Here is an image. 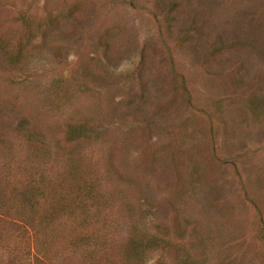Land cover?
<instances>
[{
	"label": "rangeland",
	"instance_id": "rangeland-1",
	"mask_svg": "<svg viewBox=\"0 0 264 264\" xmlns=\"http://www.w3.org/2000/svg\"><path fill=\"white\" fill-rule=\"evenodd\" d=\"M0 140L4 189L39 173L66 207L45 228L12 202L35 230L0 215V264H131L129 239L167 233L263 264L264 0H0Z\"/></svg>",
	"mask_w": 264,
	"mask_h": 264
},
{
	"label": "trees",
	"instance_id": "trees-1",
	"mask_svg": "<svg viewBox=\"0 0 264 264\" xmlns=\"http://www.w3.org/2000/svg\"><path fill=\"white\" fill-rule=\"evenodd\" d=\"M24 22L26 24V21ZM23 121H25V119ZM25 124H26V121L20 123L19 124L20 129H25L26 128ZM30 137L31 135H29V138L27 139L28 143L31 145L33 149H35L36 151L40 153V155L37 156L35 160L31 161L32 164H36L37 159H41L42 164L47 163L46 161L50 157L51 150L49 149V147L44 146L41 140L37 141L36 139H30ZM82 137H83V134L77 131L75 125L71 124L67 130V141L68 142L79 141L82 139ZM13 143L14 141L0 140L1 147H3L4 144L7 146H11V144ZM8 170H9V167H6L4 170L0 163V215L4 217L3 218V220H5L4 223H8L7 218L18 215V217L24 222V225L21 226L23 234H29L27 226H30L34 228L35 230L32 219L29 218L28 214H26L25 211L18 212L16 210L17 205L14 206L12 203L14 201L22 205L24 209H27V211H31L32 209H35V210L37 209L36 212L39 213V211L42 210L39 215V218L36 219V221L39 222L41 227H45V228H46V224L49 222L48 220H50V217L52 216V212L60 214L62 211H66L65 210L66 207L64 203H59V199L52 198L51 200H55V201H51V203L48 202L49 199L45 196L47 193L44 192V190L46 189L42 187L43 185H45L46 179H44V177L39 173L37 175H29L28 177V180L31 183L30 184L27 183V185L32 186L34 188L32 189L31 193L28 192V193L17 194L16 192L21 190L18 186L12 187L10 190L7 188L4 189V187L7 186L6 184H9V182L10 183L12 182V180L10 181L11 172L10 173L6 172ZM6 177L9 179L5 180L4 178ZM9 191L10 193L7 196V193ZM46 202L48 203V205H53V206L50 208L49 206L46 205L47 204ZM42 204H44L45 208L41 206ZM86 210L87 209H84V208L81 210L83 215H85L84 213H86ZM41 232H43V230H41ZM256 232L258 234L257 235L258 240L264 245V219L259 220L258 228ZM173 238L169 233H167V237L164 235L154 234V235H149L147 237H137V238L129 239L127 244H125V252L123 254V257H125V260H126L125 263L131 262V264H147L148 252H152V251L156 252L158 250H161L165 252V254H168V255H170L172 251L174 252V259H175L174 264H200L199 263L200 261H197V258H195L192 255L191 253L192 251L190 252V250H186V249L184 250L183 248L184 245L181 246L177 241H174ZM195 240H197L198 243L201 242L200 237L198 236L195 237ZM80 241L82 242V237L81 239L76 237L74 246L80 245L81 244ZM190 244L193 245V243H190ZM180 252L183 255H181ZM166 261H167V264H171V262H168L167 259Z\"/></svg>",
	"mask_w": 264,
	"mask_h": 264
}]
</instances>
